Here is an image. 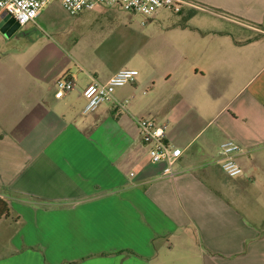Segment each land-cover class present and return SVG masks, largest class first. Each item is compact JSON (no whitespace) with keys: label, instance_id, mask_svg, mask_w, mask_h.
I'll use <instances>...</instances> for the list:
<instances>
[{"label":"crops","instance_id":"0c3cea01","mask_svg":"<svg viewBox=\"0 0 264 264\" xmlns=\"http://www.w3.org/2000/svg\"><path fill=\"white\" fill-rule=\"evenodd\" d=\"M190 1L229 26L194 38L174 80L135 68L89 113L81 90L131 67L79 37L0 50V264H264V0ZM66 74L74 87L57 98ZM139 117L182 150L174 176L150 161ZM228 139L241 147L234 177L219 166Z\"/></svg>","mask_w":264,"mask_h":264},{"label":"rangeland","instance_id":"374dc122","mask_svg":"<svg viewBox=\"0 0 264 264\" xmlns=\"http://www.w3.org/2000/svg\"><path fill=\"white\" fill-rule=\"evenodd\" d=\"M181 10L173 13L161 9L153 18L117 7L86 10L72 15L59 0H50L36 18V23L31 21L19 26L9 37L0 32V50L23 48L30 39L38 37L46 39L51 36L60 42H70L79 37L80 47L110 53L109 65L137 68V77L145 82L159 67H166L174 80V60L190 50L194 38L213 26H229L213 20L210 14L201 10L192 9V13L183 8ZM155 78L158 84H162L164 78L157 75ZM141 89L148 92L151 87ZM11 225V228L17 227L14 221Z\"/></svg>","mask_w":264,"mask_h":264},{"label":"built area","instance_id":"2783aa9c","mask_svg":"<svg viewBox=\"0 0 264 264\" xmlns=\"http://www.w3.org/2000/svg\"><path fill=\"white\" fill-rule=\"evenodd\" d=\"M50 0H0V14H10L19 26L34 21L40 10ZM62 7L72 15L86 10H93L99 5L117 7L132 14H141L146 18L154 17L161 9L173 13L180 12L184 6L191 5L190 0H59ZM138 74L135 68H120L105 82L93 81L82 90L84 98L83 113L94 111L102 102L112 98L117 87L131 83ZM74 75L66 74L55 79L54 96L63 97L74 87ZM140 139L148 148L152 163H162L161 176L171 177L176 174L174 165L182 150L165 140V124L157 123L153 118L139 117L136 120ZM240 145L232 139L219 144V166L228 176L234 177L242 172L234 154Z\"/></svg>","mask_w":264,"mask_h":264},{"label":"water","instance_id":"95a60500","mask_svg":"<svg viewBox=\"0 0 264 264\" xmlns=\"http://www.w3.org/2000/svg\"><path fill=\"white\" fill-rule=\"evenodd\" d=\"M1 19L0 31L6 36H9L19 27L15 19L8 13H4Z\"/></svg>","mask_w":264,"mask_h":264},{"label":"trees","instance_id":"16d2710c","mask_svg":"<svg viewBox=\"0 0 264 264\" xmlns=\"http://www.w3.org/2000/svg\"><path fill=\"white\" fill-rule=\"evenodd\" d=\"M9 215H10V208H9L7 200L0 197V219L1 218H6ZM126 252L130 253V254L133 253L132 251H129V250H127ZM100 254H102V255L105 254L106 255L108 253L102 252ZM75 262H78V261H75Z\"/></svg>","mask_w":264,"mask_h":264}]
</instances>
